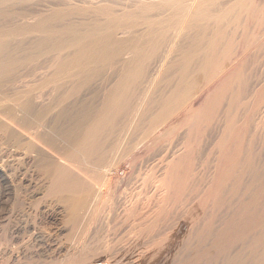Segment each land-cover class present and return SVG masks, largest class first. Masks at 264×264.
<instances>
[{"label": "bare ground", "instance_id": "1", "mask_svg": "<svg viewBox=\"0 0 264 264\" xmlns=\"http://www.w3.org/2000/svg\"><path fill=\"white\" fill-rule=\"evenodd\" d=\"M7 1L0 0V4H5ZM19 1L23 0L17 2ZM108 1L111 3L112 0ZM128 1L131 5L119 2L116 5L106 4L103 7L100 6L101 8L97 7L93 12L91 10L92 14L91 12L86 14L87 16L91 14L87 17L89 19L83 17L85 20L80 19L77 23L71 22L70 18L74 13L70 9H65V11L70 10L72 13L65 12L64 9L65 13H62L61 9V11L54 9L49 14H41L37 19L38 15L30 11L31 7L30 9L24 7L26 10L20 9V13L18 11L22 20H32L36 17V21L30 24H18L12 29H7L6 26L3 27L4 25L0 27L1 127L13 139L15 147L27 146L29 152L26 154H32L31 158L37 164V167L35 166L36 168L32 170L22 167L21 161L22 165L16 162V157L20 155L19 151L11 152L0 149V162L3 163L5 184L0 183V264H47L48 257L51 261L57 260L56 264H91L101 259L100 250H103L104 255L109 254L110 256L114 253V244L110 245L107 242L89 244L84 239L77 241V235L71 237L72 246L70 249L68 246L67 255H62L61 249L52 251L51 246L53 245L51 244L55 242L51 240L50 231L42 230L41 220L44 207L54 209L56 206L60 209H58L60 213L68 214L67 222L73 225L87 216L96 219L101 212L117 220L135 218L133 226L140 227L133 238V245L149 244L145 246L146 249L142 251V254L146 257L152 250L153 264H160L158 255L164 251L160 253V245H163V249L164 242L162 241L165 240L164 236L169 230L167 229L168 231L161 237L159 224H163L164 221L161 220L166 221V217H170L171 210L175 211L173 207L177 202L181 203L182 198L185 199L182 193L185 185H188L187 182L192 178L191 172L195 166L196 151L202 149V144L205 142L201 138V136L205 137L201 135L202 131L205 133L207 130L211 131L212 127L207 126L213 121L216 122V119L219 131L218 134H215L217 131L214 132L216 140L212 138L216 143H213L216 145L214 146L218 147V156L215 155L217 158L213 156L216 158V170L213 169L215 174H213L209 187L203 190V201L201 200L200 204L208 209L209 202L217 207H223L228 201L230 204L228 209L229 211L231 209V212L226 218L224 217L225 219L219 223V226L216 225L218 228L216 227L215 232L213 230L215 218L213 216L207 218L196 238L200 243L209 242L213 246L211 256L214 262L216 259L219 262L218 257L221 258L224 255L225 259L222 256L225 260L223 264H264V167L262 164V166L259 164L261 167L258 165L254 156V153L258 155L260 146L258 150L255 148L257 142L253 141L254 144H252L250 141L248 144L247 134L244 136L247 131L246 125H248L246 122L252 114L255 116L256 112L253 110L252 114L250 113L253 106L251 110L249 109L250 111L248 110L251 114L247 115L249 117L246 116L249 113L243 114L245 115L243 126L236 112L237 105L245 108V103L249 100L247 98L250 96L248 94L251 90L248 82L250 80L246 82L241 80V73L245 67L247 69L249 66L246 62L249 63L253 54L248 51L252 48L248 47V45H253L252 40L248 44L247 39L255 36L260 26L264 27V2L262 4L260 0H132V3L131 0ZM43 5L42 2L41 7ZM8 12L3 9L0 15L5 14L6 16ZM66 16L70 17V22L65 21ZM63 18L66 19L63 21ZM239 28L241 32H238ZM259 30L262 36L261 29ZM252 31H256L255 35L246 36L247 39H245L244 35H250L249 32ZM26 33L34 34L36 38L29 40L30 42H23V40L12 44L13 34ZM239 33L243 34L244 39L242 37V40L246 41L240 42ZM237 35L239 37L235 39ZM233 39L240 41L234 43ZM262 40L260 41L263 45L259 41L258 44L264 46ZM247 52L251 54H249L250 60H248ZM256 52L254 55L259 54V51ZM40 55L51 56L52 61L49 62L52 70L46 69L48 67L44 65L46 71H40L43 64L40 68L36 64V69L34 65L29 69L28 64L32 60V63H35ZM257 57L255 56L256 60L259 59ZM232 59L236 61L231 62ZM228 63L231 67L220 73V68ZM251 63L250 66H252ZM257 65H259L258 61ZM106 69L112 73L110 74ZM246 69L245 72L248 70ZM104 72L107 75L109 73V76L106 77L107 79L104 77L107 85L104 91L101 88L103 94L101 93L102 95L98 98L96 94V97L91 95L90 102H88L89 97L87 102L84 101L85 99L81 102L84 97L81 89L92 80L96 82V79H100ZM244 74V78L247 79V75ZM212 80L211 85L205 86ZM143 84L146 87L145 85L142 87ZM256 84L258 85L257 82ZM67 86L71 87L69 88L72 93H79L81 90V99L74 100V102L72 98L71 101L74 103L70 104V101L66 103V98H69L67 95L69 91L65 88ZM141 87L144 90H140ZM141 91L142 97L139 96ZM255 93L260 92H253L252 95L255 96ZM137 94V97L141 98V100L138 99L139 103L135 101ZM245 96L247 98L244 101ZM256 97L254 99L257 100L259 97ZM241 100L244 101V105L240 103ZM5 101L11 102L8 109L4 107ZM186 102L188 104L185 107L186 111L181 110L186 112L185 120L189 124V130L186 131L188 138L183 139L187 142L182 141L185 144L182 145L183 148L180 147L182 151L180 153L178 151V154L177 151L175 152L177 145L172 148V140L170 142L168 138L173 135L177 127L175 125L178 124L175 123V111H178ZM258 102L260 101L257 100ZM253 103L256 107V103ZM262 119L259 118L260 121H258L263 122L264 119ZM182 123L183 126L184 122ZM214 125L217 130L216 124ZM123 126L129 127L132 133L141 132L139 142H143L147 151L169 141L166 145L164 144V147L162 145L163 148L161 147L162 150L159 153H163L162 157L166 158L161 161L165 165L162 163V167L157 165L152 168V172H147L148 174L145 175L141 187L137 188L136 184L134 186L132 184L134 189L128 186L133 183L134 177L139 178V172L142 170L141 168L138 169L139 171L135 170L136 162L132 163L134 170L131 168L124 174L116 168L119 163L114 168V164L119 162L118 159H122L119 155L128 157L126 154H129V151H125L126 154L123 151L125 150L124 143H122L123 150L121 149L119 140L121 138L118 137L119 130L124 131L125 129H122ZM262 126L258 128L264 132V124ZM205 127L208 129L206 130ZM248 128H250L249 125ZM123 131L124 136L126 132ZM161 131L162 135L159 133ZM257 132L260 131L254 133ZM192 135H196L195 140ZM254 135L252 133L253 137ZM182 138H185V135ZM136 140L138 137L134 142L131 140L133 142L131 145L135 144ZM261 142H263L261 148L264 149V140L261 139ZM209 143L211 141L207 142V145ZM246 144L248 146H245ZM210 146L213 147L210 144L209 149ZM128 147L129 145L126 148ZM131 151L133 150H130V153ZM213 152L214 155L215 151ZM142 156L139 157L142 158ZM136 164L138 166V163ZM247 176L249 177L248 182L245 180ZM191 183L193 184V181ZM128 188L131 190L129 191ZM146 188L148 191L143 190ZM192 188L195 189V186ZM16 190L22 191V199L19 198L10 204L8 196ZM144 195H148V198ZM226 196H230L232 200L236 198L235 202H229L230 198L226 200ZM26 204L29 206V211H22V209L26 210ZM145 204L147 207L152 205L148 215L147 213L145 215V211L147 212V210L144 211L147 209ZM10 205L13 211L21 208V212L19 214L9 212ZM207 209H205L206 212ZM216 214L214 213L215 217ZM148 219L150 223L144 224ZM172 225H169L170 228ZM164 230L162 229L163 232ZM236 245H240V251ZM200 246L193 255L197 264L201 263L204 256L210 255L209 250ZM234 246L238 248V251L234 252L233 256L230 252L231 256L228 257L229 254L226 258L225 255L234 249ZM169 248L171 249L170 246ZM118 255L120 258V253ZM138 257L140 259V256ZM132 259L130 261H133Z\"/></svg>", "mask_w": 264, "mask_h": 264}, {"label": "rangeland", "instance_id": "2", "mask_svg": "<svg viewBox=\"0 0 264 264\" xmlns=\"http://www.w3.org/2000/svg\"><path fill=\"white\" fill-rule=\"evenodd\" d=\"M18 0H8L5 4H0V11L1 10H3V9H6V10H8L9 12V14L7 13L6 14V16H4V15H0V27H2L3 25V27H5V28H7V29H12V28H14V26L16 25H18V24H23V23H31L32 21L34 22V21H36V17H37V19L38 18H40V15L41 14H49V13H51V12H53L54 11V9H57V10H59V11H61L62 13H65V12H67V11H69V12H71L70 10H72L73 11V15H71V13H70V15H71V18H70V20H71V22H73V21H75L76 23L78 22V20H85V19H83V17L84 18H87V17H89L91 14H92V12L97 8V7H103V5L105 6L106 4L108 5V4H111V5H116V4H119V0H114V2H113V0L111 1V3L108 1V0H105V1H101V0H23V1H19V2H17ZM29 1V2H28ZM32 1H33V3H32ZM44 1H45V3H44ZM98 1V2H97ZM261 2H262V4H263V2L264 1H262V0H260ZM23 2V3H22ZM25 2V3H24ZM40 2V3H39ZM42 2H43V6L41 7V5H42ZM54 2H56V3H54ZM57 2H59V3H57ZM62 2V3H61ZM102 2V3H101ZM103 2H104V4H103ZM108 2V3H107ZM113 2V3H112ZM122 3L124 2L126 5H131V4H128L129 3V1L127 0V2H126V0H122L121 1ZM120 2V3H121ZM131 3L133 2L132 0L130 1ZM35 3V4H34ZM46 3H47V5H46ZM50 3H52V4H50ZM21 4V5H20ZM30 4H32L31 6H30ZM38 4V5H37ZM41 4V5H40ZM58 4V5H57ZM28 5V6H27ZM34 6V7H33ZM35 6H37V7H35ZM26 9H30V7H31V9H30V11L32 10V11H34V13L35 14H37L38 16H36L35 17V19L33 20H31V19H29V20H22L23 18H21V15H18V11L20 10V9H24V10H26ZM28 7V8H27ZM39 7V8H38ZM45 7V8H44ZM100 7V8H101ZM44 8V9H43ZM34 9V10H33ZM37 9H39L38 11H37ZM61 9V10H60ZM63 9H64V11H65V9H70V10H66L65 12L63 11ZM91 10H92V12H91ZM79 11H80V13H79ZM85 12V13H84ZM87 12V13H86ZM91 12V14L89 15V16H87L88 15V13H90ZM19 13H20V11H19ZM83 15H82V14ZM85 14V15H84ZM87 14V15H86ZM15 15H16V17H15ZM69 15V16H70ZM67 17V16H66ZM69 18L67 17V19L66 18H63V21H64V19H66L65 21H69ZM87 19H89V18H87ZM86 19V20H87ZM70 22V21H69ZM232 26H235V25H232ZM252 26H254V24L252 25ZM261 27V26H260ZM258 28V33H256V35L254 34L255 32L254 31H252L251 33L249 32V34L250 35H244L245 36V39H247V37L249 36H253V35H255V36H253L252 38H248L247 39V41H248V44H249V42L251 41L252 43L251 44H255L254 46L253 45H248V47H252V48H249V49H251V50H255V51H251V50H249L248 49V51H250V53L252 52L253 54L251 55L250 53H248L247 55H251L252 56V58H251V60H250V55H249V59L248 60H250L249 61V63H248V61L246 62L249 66H250V62H252L251 63V65L252 66H248L247 67V69H246V67L244 68V71L241 73L242 74V77H241V75L239 76V77H241L242 79L241 80H245L244 82H246L248 79L250 80V81H248L249 82V84L251 85V90H250V92L247 94L249 97L247 98L246 96H245V99H244V101L246 100V98L247 99H249V100H247L248 101V103H247V101H246V103H245V108H244V106L243 107H241L240 105L238 106L237 105V107H236V112L238 113V117L242 120L243 118V121H241L240 119V124H242V126L244 125V120H245V115H243V114H245V113H249L248 112V110L250 109H252V107L254 106V108L250 111V113L252 114V111L254 110V112H256V114H255V116L253 117L250 113L249 114H246V116L247 115H251L250 117L249 116H247V117H249V120H247L248 122H246V124H248L249 125V127L250 128H248V125H246V127H247V133L245 132L244 133V136H246V134H247V136L246 137H251V138H249V141H247L248 140V138H246V142L248 143V144H250V141H252L251 143L252 144H254L255 142H257V143H255V148L256 149H258L259 148V146H260V150L262 151H264V149H262L261 148V146H262V144L261 143H263V142H261V139L262 140H264V132L262 131V129L260 130L258 127H260V125L262 126V124H264V117H262L261 118V116H264L263 114H264V46H262L263 44H262V42L260 41V40H262L260 37H262V38H264V27L262 28ZM241 28H239V31L238 32H241L242 30H240ZM255 29V28H254ZM259 29H261V32H262V36H261V34L259 33ZM263 29V30H262ZM256 30V29H255ZM259 34H260V36H259ZM122 35V34H121ZM243 34L242 33H239V36H241V37H239L238 35H237V37H235V39H238V37L239 38H241L239 41L242 43V42H244V41H246V40H242V37H243V39H244V36H242ZM123 36V35H122ZM247 36V37H246ZM258 36V37H257ZM254 37H255V39H256V42L255 43H253L254 41L253 40H255L254 39ZM36 38V35H34V34H31V33H26V34H23V35H16V34H13L12 35V37H11V41H12V44L14 45V44H16V43H19V42H22L23 40V42H25V41H32V40H34ZM235 39H233L234 41V43L237 41V40H235ZM29 41V42H30ZM239 41H237V43L239 42ZM258 41L262 44H258ZM263 42H264V39L262 40ZM236 43V44H237ZM256 44H258L260 47L258 48V45H256ZM255 47H257V48H255ZM263 47V48H262ZM261 48V49H260ZM256 50H257V52L260 54H255L254 55V53L256 52ZM262 50V51H261ZM256 52V53H257ZM262 54H263V56H262ZM48 55V54H47ZM47 55H44V56H42V55H40V59L38 58V60L34 63H32V61H31V63L30 64H28V66H29V69L33 66L34 68H35V65L36 64H38V67L40 68V67H42V65L41 64H43V68L42 69H39L40 71H46V69H48V70H50L51 68H50V62L49 61H52V58H51V56L49 57H47ZM254 55V56H253ZM257 55L259 56V57H257ZM46 56V57H45ZM255 56L257 57V58H259L258 60H256V58H255ZM234 57V56H233ZM262 57V58H261ZM255 58V59H254ZM254 59V61H252ZM54 60V59H53ZM261 60H263L262 62H261ZM231 62H233V61H236V60H234V59H232V60H230ZM257 61H258V64L259 65H257ZM39 62V63H38ZM41 62V63H40ZM45 64H44V63ZM49 65H48V64ZM47 64V65H46ZM233 63H231V65H232ZM246 64V65H247ZM254 64H255V66H254ZM47 66L48 68H46L45 66ZM254 66V67H253ZM32 67V68H33ZM44 67L46 68V69H44ZM231 66L229 65V63L225 66V67H222V68H220V70H219V72L221 73L222 71H224L225 69H229ZM251 68H253V69H251ZM36 69V68H35ZM44 69V70H43ZM53 69V68H52ZM51 69V70H52ZM221 69H223V70H221ZM245 69L247 70L246 72H245ZM109 70H111L112 72H113V70L111 69V68H109ZM107 71V69H106V71L107 72H109L110 74L112 73L111 71ZM250 70H251V72H250ZM254 70V71H253ZM105 71V72H106ZM104 72V74H103V76H101L100 77V79L99 78H97L96 80V82H95V80H92L89 84H87L86 86H88L87 87V89H86V86L83 88V89H81L82 91H83V93H82V95L84 96V97H82L81 96V90L79 91V93L77 92V93H72L71 92V90H70V86H67V87H65L66 89H68V90H66V91H69V94H68V92H67V95L69 96V98L67 97L66 98V100L67 101H65L66 103H69V101H70V104H72V103H74L75 101H77V100H79V99H81L80 97H82V101L81 102H83V99H85L84 101L85 102H87V99H88V97L90 98V99H88V102H90V100H91V95H92V97H96V95H97V97L96 98H98V97H100L103 93V91L106 89V80H105V78L107 77L108 78V76H109V73H108V75H107V73H105ZM247 72H248V74H249V72H250V74H249V76H248V74H247ZM219 73V74H220ZM245 73V74H244ZM256 73V74H255ZM243 74L246 76L247 75V79H245L244 78V76H243ZM253 75H254V77H253ZM105 77V78H104ZM251 77V78H250ZM106 78V79H107ZM254 78V79H253ZM99 79V80H98ZM101 80V81H100ZM214 81L216 80V78L215 79H213ZM213 80L212 81H210L208 84H206L205 86H208V85H211L210 83L211 82H213ZM252 80V81H251ZM95 82V83H94ZM254 84H253V83ZM256 82L258 83V85L256 84ZM104 83V84H103ZM213 84V83H212ZM145 84H143V85H141L142 87L144 86ZM254 87H253V86ZM92 86V87H91ZM99 86V87H98ZM103 86V87H102ZM70 87V88H69ZM94 87V88H93ZM95 87H96V89H95ZM141 87V88H142ZM145 87H146V85H145ZM253 87V88H252ZM99 88H100V90H99ZM101 88H103V91H101L102 89ZM139 88L140 90H144V88ZM256 88H258V89H256ZM91 89V90H90ZM254 89H256L257 91H258V93L260 94H257V93H255V96H253L252 94H253V92H257L256 90H254ZM259 89H260V91H259ZM254 90V91H253ZM91 91V92H90ZM96 91V92H95ZM98 91H100V92H98ZM88 93V94H87ZM90 93V94H89ZM92 93V94H91ZM102 93V94H101ZM140 93V92H139ZM138 93V94H139ZM75 94V95H74ZM80 94V96H78ZM96 94V95H95ZM138 94L136 95V97L138 96ZM71 95H72V97H71ZM76 96V98L74 97V96ZM94 95V96H93ZM253 97H252V96ZM78 96V97H77ZM139 96L140 97H142V91H141V94H139ZM257 96V97H256ZM260 96H261V100H259L260 99ZM71 97V98H70ZM254 97H256V98H258L257 100L258 101H260V102H258L259 104H260V106H259V104L257 103V100L256 99H254ZM73 98V101L74 102H72L71 101V99ZM78 98V99H77ZM252 98H253V100H252ZM141 100V98H139V97H137V100ZM250 99H251V101H250ZM137 100H135L136 102H140L139 100L137 101ZM255 100V101H254ZM243 100H241L240 101V103L241 104H243L244 105V102ZM72 102V103H71ZM253 102H255L256 103V107H255V104L253 103ZM263 102V103H262ZM189 103V102H188ZM239 103V104H240ZM10 104H11V102L10 101H5V103H4V107H10ZM186 104V105H185ZM183 106H181L180 108H179V112L178 111H175V123L177 124H179L180 126H178V124L177 125H175V126H177V127H180V128H178L177 130H178V132H177V130H176V128L177 127H175V132L173 133V135H171L168 139L170 140V142H171V140H172V143H173V145H171L172 146V148L174 147V146H176V149H175V152L176 153H178V151H179V153L182 151L181 149H180V147L181 148H183L182 147V145L183 144H185V142H187V140L185 141V140H183V139H186V137L188 138V136H187V134H188V132H186L187 130H189V124H187L186 123V121L187 120H185V118H186V115H185V107L188 105L187 104V102L185 103ZM249 105H252V106H249ZM238 107H239V110H241L243 113H240V112H238L239 110H238ZM251 107V108H250ZM184 108V109H183ZM243 108V109H242ZM248 108V109H247ZM258 108V109H257ZM8 109V108H7ZM185 110V111H182V110ZM263 109V110H262ZM238 110V111H237ZM245 110H247V111H245ZM260 110V111H259ZM245 111V112H244ZM260 112V114H261V116H260V114H259V112ZM263 111V112H262ZM176 113H180V115L178 116V114H176ZM259 114V115H258ZM240 115V116H239ZM178 116V117H177ZM183 116H184V118H183ZM258 117V119H257V117ZM241 117H243V118H241ZM179 118H181L183 121H181V119H179ZM259 118H260V120L262 119L263 120V122H262V124H258V123H261V122H259L260 120H259ZM215 120V119H214ZM259 120V121H258ZM216 122H214L213 121V123L214 124H216V126H217V130H216V128L214 127L215 125L213 124V123H211V124H209L207 127L208 128H211L210 130L211 131H209V130H207L206 129V127H205V129L207 130V132L205 133L204 131H202V134L201 135H203V136H205V137H202L201 136V138H203V140L200 138V140H202L203 142H201V144L203 145V147H202V145H201V147H202V149L200 148V150L199 151H196V159H195V166H194V168H193V170H192V172H191V177L192 178H190L191 179V181H193V184H194V186H195V189L194 188H192V187H194L193 186V184L191 183V181H190V179H189V181L187 182L188 183V185H185V190H187V191H185V190H183V193H182V195H183V197L185 196V199L184 198H182V201H181V203L179 202H177V204H175V207H173V209H175V211L174 210H171V212H170V217H166V221H165V219L164 220H161V221H164V222H162L163 224H159L161 227L159 228L160 229V233H161V237L164 235V233H166V231H168L167 232V234H166V236H164V238H165V240H163L161 237V239L163 240L162 241V243L164 244V247H163V249H162V244L160 245L161 247V251H160V253L161 254H159L158 256H159V259H160V264L161 263H163V264H185V263H188V264H197V262H195V259L193 258V255H195V253H196V251H197V249H198V247H199V245H201L200 247H202V248H204V249H206V250H209V253H210V255H208L207 254V256H204L203 257V260L201 261V263L200 264H214L216 261V263L215 264H221V262H222V264L224 263L223 261H225V260H223V258H224V255H222L223 256V258H222V256H221V258H220V256L218 257V259H219V262H218V260L216 259V261L214 262V259L212 258V256H211V254H213V246H211V244L209 243V242H205V243H200V242H198V240H197V238H196V236H197V234L200 232V230H201V227L203 226V222H205V220L207 219V218H209L210 216L212 217H214L215 218V220H214V227H213V230H214V232L217 230L216 229V227L218 228V226L220 225L219 223L220 222H222L228 215H229V213L231 212V209H230V211H229V209H228V206H230V204L228 203V201H227V203L221 208V207H217V206H215V205H213L211 202H209V203H211V204H209L208 203V209H207V207H203V206H201V204L200 203H202V201H203V199H202V196H204V191L203 190H206V188L205 187H207L208 185H210V183H211V181H212V179H213V174H215V171L214 170H216V158H217V156H218V147H215L216 145V143H215V141L213 140V139H215V137L216 136H214V132L215 131H217V132H215V134H218V131H219V128H218V124H217V119L215 120ZM251 121V122H250ZM182 122H184V125L182 126ZM243 122V123H242ZM253 123V124H252ZM255 123H257L258 124V127H256L257 126V124H255ZM2 126V124H1V122H0V149H3V150H5V151H11V152H14L15 150H17V151H19V156H17L16 157V162H22V164H21V162H20V165H22V167H25V168H29L30 170H32L33 168H36L37 166V164H36V162L35 161H33V159L31 158V155L32 154H26L27 152H29L28 151V149L26 148L27 146L26 145H22V147H21V145H19L18 147H15L14 145H15V143L13 142V139H11L10 137H9V135L3 130V128L1 127ZM185 126V127H184ZM187 126V127H186ZM254 126V127H253ZM215 129H214V128ZM263 127V126H262ZM261 127V128H262ZM126 129V131H125V129ZM185 128H188V129H185ZM122 129H124V133L125 134H127V136H125V134H124V136L122 135V131L121 130H119V134H121V135H119L118 134V137L119 138H121V139H119L120 140V144H121V149L123 148L122 147V143H124V145L123 146H125L124 148H125V150H123L124 152L125 151H129V154L127 155L126 154V152H125V154H126V156H128V157H123V156H121V155H119L118 153H117V156L119 155V157H122V159L121 158H119L118 160H119V162H116L114 165V168L118 165V163H119V165L116 167L117 169H119L120 170V173L121 174H124L125 173V171L126 170H130L131 168H133L132 166H133V164L132 163H138V166H136L137 164L135 163L134 164V168H136L135 170H137V171H139L140 169L139 168H141L142 170H140V172H139V178H137V177H134L135 178V180L134 179H132V182L133 183H130L131 185H129L128 187H130L131 186V188H133L132 187V184H133V186L135 185V187H139L142 183L141 182H143L144 181V177H145V175L146 174H148V173H150V172H152V168H155V166L157 167V165H158V167H162L161 166V164L163 163H161V161L163 160V158L164 159H166L164 156L162 157V155H163V153L162 154H159L160 152H161V150H162V148L166 145V143H168L169 141H166V142H164V144H161V145H157V148L155 149H153L152 150V148H150V150L152 151V152H150V150H148L147 151V149H145V146H143V142L141 143V142H139V141H141L140 139H141V132L139 131V133H132V131H130L129 130V127H124L123 126V128ZM128 129V130H127ZM180 129H182V131L180 130ZM253 129H255V130H253V132H252V130ZM257 129V130H256ZM249 130V131H248ZM251 130V131H250ZM130 131V132H129ZM163 131V130H162ZM162 131L161 132H159L161 135H162ZM209 131V132H208ZM256 131H260V132H257V133H254V132H256ZM186 132V133H185ZM204 132V133H203ZM253 133V135L254 134H256V135H254V137L252 136V133ZM182 135H181V134ZM249 133V134H248ZM251 133V134H250ZM260 133V134H259ZM129 134H132L131 136L129 135ZM133 134H134V137H133ZM137 134H139V135H137ZM211 134V135H210ZM212 134H213V136H212ZM177 135V136H176ZM179 135V136H178ZM184 135H185V138H182V137H184ZM212 136V137H210V136ZM259 135V136H258ZM120 136H122L123 138H126L125 140L122 138V137H120ZM130 136V138H131V140L134 142V140H135V138H137L138 137V140H136L135 141V144H133V145H131L133 142L131 141V140H129L130 138H128ZM135 136H137V137H135ZM193 136V135H192ZM194 136H196V135H194ZM193 136V137H194ZM209 136V138H211V139H209V138H207ZM262 136V137H261ZM177 137V138H176ZM193 137H191V138H193ZM173 138H175V139H173ZM213 138V139H212ZM259 140H257V139ZM261 138V139H260ZM128 139V140H127ZM181 139V140H180ZM205 139V140H204ZM178 140V141H177ZM191 140V139H190ZM193 140H195V137H194V139ZM193 140H191V141H193ZM211 141V143H209V145L211 144L213 147H211L210 146V149H209V145H207V142H210ZM216 140V139H215ZM256 140V141H255ZM122 141V142H121ZM124 141V142H123ZM129 143H128V142ZM131 141V142H130ZM175 141V142H174ZM182 141H185V142H182ZM253 141H254V143H253ZM127 142V143H126ZM128 144L129 145V147H130V150H133V151H131L132 153H130V150H129V147L128 148H126L128 145H126V144ZM137 143V144H136ZM141 143V144H140ZM213 143H215V144H213ZM258 143H260V144H258ZM140 144V145H139ZM180 144H181V146H180ZM204 144H205V146H204ZM248 144H246L245 146H248ZM257 144V145H256ZM131 145V146H130ZM138 145H139V147H138ZM150 145V144H149ZM162 145H163V147H162ZM207 145V146H206ZM215 145V146H214ZM23 146H25V147H23ZM134 147V149H135V151H134V149H132L133 147ZM143 146V148L141 149V147ZM184 146V145H183ZM137 147V148H136ZM162 147V148H161ZM208 147V148H207ZM26 148V149H25ZM138 148H140V149H138ZM161 148V149H160ZM207 148V149H206ZM211 148H213V149H211ZM216 148V149H215ZM246 148V147H245ZM22 149V150H21ZM127 149V150H126ZM138 149V150H137ZM158 149V150H157ZM179 149V150H178ZM205 149H206V151H205ZM144 151V153H143V151ZM202 150H204V151H202ZM208 150V151H207ZM215 151V154L213 155V151ZM216 150H217V152H216ZM259 150V149H258ZM258 150H257V152H258ZM260 150H259V152H260ZM21 151H23V153L21 152ZM137 151V152H136ZM156 151V152H155ZM158 151V152H157ZM212 151V152H211ZM258 152V155H257V153H254V156H255V161H257V163H258V165L260 164H262L263 165V167H264V152ZM21 152V153H20ZM121 152V151H120ZM147 152V153H146ZM154 152V153H153ZM199 152V153H198ZM202 152H203V154H202ZM256 152V151H255ZM135 153H138V154H136L135 155ZM156 153H158L157 155H156ZM178 153V154H179ZM120 154H122V152L120 153ZM124 153H123V155H125ZM133 154H134V156H133ZM142 154H143V156H142ZM145 154V155H144ZM146 154H147V156H146ZM149 154V155H148ZM155 154V155H154ZM202 154V155H201ZM205 154V155H204ZM263 154V155H262ZM28 155H30V156H28ZM199 157H198V156ZM215 155H217V156H215ZM258 157H257V156ZM27 156H28V158H27ZM132 157V158H130V157ZM139 156H142V158H140ZM158 156V157H157ZM203 156H205V157H203ZM213 156H215V157H213ZM259 156H261V157H259ZM140 159H139V158ZM144 157V158H143ZM150 158V160H149V158ZM152 157V158H151ZM159 157H161L162 159H160ZM198 157V158H197ZM205 159V160H202L203 158ZM30 158L32 159V160H30ZM116 158H118V157H116ZM124 159H126V160H124ZM133 159V160H132ZM153 159V160H152ZM258 159V160H257ZM262 161H261V160ZM136 160V161H135ZM148 160V161H147ZM155 160V161H154ZM159 160H160V162H159ZM200 160V161H199ZM209 160V161H208ZM213 160H214V162H213ZM32 161V162H31ZM121 161V162H120ZM131 161H134V162H131ZM140 161V162H139ZM143 161H145V162H143ZM164 161V160H163ZM204 161V162H203ZM259 161V162H258ZM29 162V163H28ZM143 162V163H142ZM148 162V163H147ZM196 162H199L198 164L196 163ZM261 162V163H260ZM263 162V163H262ZM141 164V165H140ZM164 164V163H163ZM203 164V165H202ZM165 165V164H164ZM259 165V166H260ZM261 165V166H262ZM36 166V167H35ZM136 166V167H135ZM140 166V167H139ZM214 166V167H213ZM260 166V167H261ZM31 167V168H30ZM198 167V168H197ZM113 168V167H112ZM134 168H133V170H134ZM139 169V170H138ZM214 169V170H213ZM195 170V172H193ZM201 171V172H200ZM214 171V172H213ZM148 172V173H147ZM194 176H193V175ZM3 176H4V170H3V163L2 162H0V183H3L4 184V179H3ZM38 177V178H37ZM37 177H35V179L37 178V179H39V176H37ZM207 177V178H206ZM247 178H249L248 176L246 177V181L248 182V179ZM36 179V180H37ZM138 179V180H137ZM196 179V181H194V180ZM198 179V180H197ZM208 180V181H207ZM198 181V182H197ZM201 181V182H200ZM207 182V185H206V182ZM139 184H137V183ZM191 185H190V184ZM5 185V184H4ZM138 185V186H137ZM205 185V186H204ZM141 187V186H140ZM186 187H188V188H186ZM203 187H204V189H203ZM209 187V186H208ZM1 188V187H0ZM131 188L129 189L128 188V190L130 191L131 190ZM196 188H198V189H196ZM134 189V188H133ZM191 189V190H190ZM193 189V190H192ZM144 191H148L147 190V188H146V190L145 189H143ZM199 190H201V191H199ZM149 191H150V188H149ZM185 192V193H184ZM199 192V193H198ZM21 196H23V193H22V191H20V190H16L13 194L11 193L8 197L10 198V204L11 203H13L14 201H16V200H18L19 198L20 199H22V197ZM225 196V195H224ZM144 197H146V198H148V195L146 196V195H144ZM229 198H230V200H229ZM200 200V201H199ZM202 200V201H201ZM226 200H229V202L231 201V202H233L234 200H236V198L234 199L233 198V200L231 199V197L230 196H226ZM189 201V202H188ZM198 202V203H197ZM235 202V201H234ZM145 203H146V200H145ZM232 204V203H231ZM209 205H211L210 207H209ZM145 206H146V208L147 209H144V211L145 210H147V212L145 211V215H146V213H147V215H148V213H150V212H148L149 210H150V208L152 207V205H151V207H147V204H145ZM187 206V207H186ZM200 206V207H199ZM25 207H26V210H23L22 209V211H29V206L26 204L25 205ZM184 207H185V209H184ZM214 207V208H213ZM193 208H195L196 209V211H195V209H193ZM202 208H205V209H207V212H206V210L205 209H202ZM210 208V209H209ZM217 208H219L218 210H217ZM230 208V207H229ZM55 209V210H54ZM49 208V207H44L43 208V214H42V220H41V227H42V230L43 231H46V232H51V240H53L55 243L54 244H51V245H53V246H51V248H52V251H54V250H57V249H61V254L62 255H67V253H68V251H69V249H70V246H72V244H70V239H71V237L73 236V235H77L76 237H77V241H81V240H85V241H87L89 244H100L101 242H107L108 244H110V245H115L114 246V253L112 254V255H110L109 256V254L107 255H104V253H102V251L103 250H100L99 252H101V253H99V257L101 258V259H99V261H96V262H93V263H91V264H122V262H123V264H127V263H131L132 262V264H136L137 262H138V264L140 263V264H153L154 263V258H152V250H150L149 252L150 253H148L147 254V256L145 257V255L144 254H142L144 251H145V246L147 247L148 245H146V244H144V245H142L141 243H139V244H134L133 245V243H132V241H133V238L135 237V235H136V233L139 231L138 230V228L140 227V226H136V225H134L133 226V220L135 219V218H132V217H130V219L129 220H117V219H115L113 216L111 217H107L106 215H104V213L105 212H101L98 216H97V218L96 219H93L91 216H87L86 218H81L75 225H73V224H70L69 222H67V218H68V214L67 213H65V212H63L64 214H62V213H60V209L56 206L55 208ZM59 209V210H58ZM192 209V210H191ZM200 209V210H199ZM216 209V210H215ZM8 210H9V212H11V213H15V214H19L20 212H21V208H19V209H16L15 211H13V209H12V205H10L9 207H8ZM47 210V211H46ZM184 210V211H183ZM201 210H202V212H201ZM212 210V211H211ZM220 210V211H219ZM222 210V211H221ZM56 211H58V212H56ZM172 211H174V213H172ZM193 211V212H192ZM195 211V212H194ZM197 211H199V212H197ZM225 211V212H224ZM30 212H31V210H30ZM204 212V213H203ZM216 212H217V214H216ZM191 213V214H190ZM198 213V214H197ZM214 213L216 214V217H215V215H214ZM106 214V213H105ZM172 214H174V215H172ZM205 214H207V215H205ZM211 214V215H210ZM65 215H66V217H65ZM168 215V216H169ZM189 215V216H188ZM193 215H195V216H193ZM172 216V217H171ZM197 216V217H196ZM165 217H163V218H165ZM192 217V218H191ZM198 217H200V218H198ZM201 217H203L202 219H201ZM210 217V218H211ZM225 217V218H224ZM217 218V219H216ZM66 219V220H65ZM136 219H138V217H136ZM150 219H148V221H146L144 224H146V225H148L149 223H150V221H149ZM161 221L159 222V223H161ZM175 221V222H174ZM196 222V223H195ZM165 223V224H164ZM175 223V224H174ZM172 225V224H174V225H172L171 226V228H170V226L169 225ZM202 224V225H201ZM218 224V226H216ZM164 225H166V226H164ZM168 226H169V228H168ZM173 226H175V228L173 227ZM199 226V227H198ZM173 228H174V230H173ZM60 229H63V231H60ZM162 229H165L164 230V232L162 231ZM168 229V230H167ZM171 231V232H170ZM169 234V235H168ZM175 234V235H174ZM168 235V236H167ZM172 235H174V236H172ZM174 237V238H173ZM168 238V241H170V242H168V241H166V239ZM173 242V243H172ZM190 242V243H189ZM87 243V244H88ZM132 243V244H131ZM194 243V244H193ZM171 244V245H170ZM174 244V245H173ZM171 247V249L169 248V246ZM174 247H173V246ZM68 246H69V249H68ZM91 246V245H90ZM237 246V245H236ZM169 249H168V248ZM195 247V248H194ZM238 248H240V245L239 246H237ZM116 248V249H115ZM160 248H159V250H160ZM172 248H174V249H172ZM194 248V249H193ZM234 249L236 248L235 246L233 247ZM238 248H236L235 250L234 249H232L231 251H229V253H227L226 255H225V257L227 256V255H229L228 257H230L231 256V253L230 252H232V256H233V253L234 252H237L238 251ZM140 249H141V251H140ZM173 250V251H172ZM234 250V251H233ZM241 250V248L239 249V251ZM138 251H140V252H138ZM143 251V252H142ZM192 251V252H191ZM120 253V255L124 258L126 255V257L123 259L121 256H120V258H119V253ZM165 252V253H164ZM166 252H167V254H166ZM169 252V253H168ZM172 252V253H171ZM175 252V253H174ZM190 252H191V254H190ZM118 253V254H117ZM126 255H125V254ZM138 253V254H137ZM164 253V254H163ZM111 254V253H110ZM124 254V255H123ZM173 254H175V256L173 255ZM190 254V255H189ZM116 255H117V257H116ZM130 256V257H129ZM138 256H140V259H139V257ZM149 256V257H148ZM164 256H165V259H164ZM174 256V257H173ZM99 257H96V258H99ZM130 259H129V258ZM134 257H136V258H134ZM137 257H138V260H136L137 259ZM142 257V258H141ZM167 257V258H166ZM228 257H226V258H228ZM95 258V259H96ZM133 258V259H132ZM145 258V259H144ZM171 258V259H170ZM173 258H175L174 260H175V262L173 261ZM191 258V259H190ZM127 261H126V260ZM133 260V261H130V260ZM134 259H135V262H134ZM161 259H162V261H161ZM164 259V260H163ZM189 259H190V261H189ZM225 259V258H224ZM120 260V261H119ZM142 260V261H141ZM152 260V261H151ZM166 260V261H165ZM169 260H170V262H169ZM221 260V261H220ZM164 261V262H163ZM168 261V262H167ZM172 261L174 262V263H172ZM125 262V263H124ZM185 262V263H184ZM194 262V263H193ZM46 263L47 264H56L57 263V260H54V261H51V259L48 257L47 259H46ZM87 264H89V263H87Z\"/></svg>", "mask_w": 264, "mask_h": 264}]
</instances>
